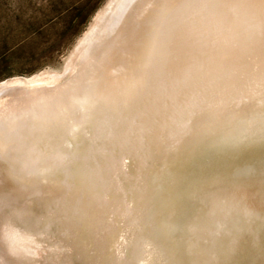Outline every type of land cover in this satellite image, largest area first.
I'll return each mask as SVG.
<instances>
[{
  "label": "bare ground",
  "instance_id": "bare-ground-1",
  "mask_svg": "<svg viewBox=\"0 0 264 264\" xmlns=\"http://www.w3.org/2000/svg\"><path fill=\"white\" fill-rule=\"evenodd\" d=\"M101 14L66 80L18 77L0 98L6 249L17 264H264V0Z\"/></svg>",
  "mask_w": 264,
  "mask_h": 264
},
{
  "label": "rangeland",
  "instance_id": "rangeland-1",
  "mask_svg": "<svg viewBox=\"0 0 264 264\" xmlns=\"http://www.w3.org/2000/svg\"><path fill=\"white\" fill-rule=\"evenodd\" d=\"M112 1L0 0V98L15 92L9 88L18 77L44 85L66 80L83 36L99 24L95 15H104ZM0 264H17L1 237Z\"/></svg>",
  "mask_w": 264,
  "mask_h": 264
}]
</instances>
